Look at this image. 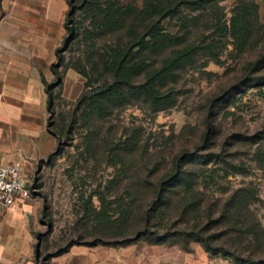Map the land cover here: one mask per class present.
<instances>
[{
    "label": "rangeland",
    "instance_id": "1",
    "mask_svg": "<svg viewBox=\"0 0 264 264\" xmlns=\"http://www.w3.org/2000/svg\"><path fill=\"white\" fill-rule=\"evenodd\" d=\"M130 1L139 7L143 4V0L126 2ZM244 4L250 19L255 22L256 16L258 20L244 51L232 50L230 44L220 62L199 53L175 68V77L167 85L171 92L166 91L174 99L170 106L155 110L141 98L128 96L103 99L107 111L98 113L92 102L96 82L86 88L92 100L80 103L65 100L55 89L48 122L59 143L27 173L34 188L32 196L42 206L40 259L46 261L73 243H130L149 252L153 264H243L223 253L207 251L191 236L158 240L156 236L165 230L152 227L147 233H136L144 224L158 181L181 162L190 176L177 188L191 186L186 195L192 189L206 194L205 198L196 196L194 207L212 204L226 189H252L255 198L242 221L247 216L257 218L264 241V85L244 79L247 64L262 54L264 0H214L206 4L203 14L227 20ZM83 15V10H77L74 23ZM175 22L165 20L164 24L174 31ZM86 27L89 20L82 21L81 31ZM63 44L57 51L58 69L73 68L81 75L86 71L95 78L97 72L86 62L82 36L72 39L66 48ZM207 118L214 132L209 147L203 148ZM191 223H176L172 228L194 232ZM232 230L225 235L232 237L227 247L246 257L250 245L245 239L252 235L243 223Z\"/></svg>",
    "mask_w": 264,
    "mask_h": 264
},
{
    "label": "trees",
    "instance_id": "2",
    "mask_svg": "<svg viewBox=\"0 0 264 264\" xmlns=\"http://www.w3.org/2000/svg\"><path fill=\"white\" fill-rule=\"evenodd\" d=\"M212 1L214 0H143L139 7L132 1L121 3L119 0H69L66 18L68 33L62 48H66L72 39L81 35L87 48L86 62L90 63L91 71L97 72V76L92 78L88 72L83 71L85 87L77 102L92 97L88 96L86 88L89 83L96 82V98L89 99L98 113L107 111L108 107L104 105L103 99L116 101L128 96L141 98L155 110L172 105L174 99L169 98L166 91L171 92L167 85L175 77V68L191 62L199 53H205L209 58L220 62L230 44L233 45L232 50L239 53L244 51L255 24H258L256 16L255 22L250 19L249 7L245 4L227 20L204 15L206 4ZM77 10H83L84 15L75 24L74 15ZM85 20H89V27L81 31L80 25ZM165 20L176 21L174 31L168 30ZM260 51L262 54L245 67L248 71L244 79L263 86L264 41ZM54 72L58 79L62 77L57 68H54ZM54 86L55 83L47 85L49 111L53 107ZM213 129L212 122L207 118L203 148L209 147ZM188 176L190 173L182 162L176 164L174 172L164 174L155 188L154 198L146 208L144 224L142 228L136 229V233H147L150 227L155 231L163 229L165 232L156 236L158 240L177 235L191 236L211 253H223L243 264H264V241L260 222L255 217L248 219V216L245 222L242 221L246 207L255 198L254 191L248 187L230 191L226 189L222 192L226 195L216 197L212 204L194 207L198 202L196 196L205 198L206 194L204 191L192 189L191 195H186L191 186H187L185 190L177 188ZM189 207L193 209H190V216L186 218ZM247 213H251L250 209H247ZM191 221L194 232L172 228L182 222L186 224ZM242 223L252 235L245 239L250 245L246 257L241 256L242 251L229 249L227 246H230L232 237L225 236ZM94 244L98 243L91 245ZM69 246L59 252L65 251ZM38 261L39 264H46L45 260L40 259V250Z\"/></svg>",
    "mask_w": 264,
    "mask_h": 264
},
{
    "label": "crops",
    "instance_id": "3",
    "mask_svg": "<svg viewBox=\"0 0 264 264\" xmlns=\"http://www.w3.org/2000/svg\"><path fill=\"white\" fill-rule=\"evenodd\" d=\"M68 10L69 0H0V165L18 162L26 176L59 143L48 122L47 85L55 83L53 94L58 88L67 101L85 87L83 75L56 64ZM41 207L32 195L0 207V264H39ZM149 254L135 244L74 243L46 264H150Z\"/></svg>",
    "mask_w": 264,
    "mask_h": 264
},
{
    "label": "built area",
    "instance_id": "4",
    "mask_svg": "<svg viewBox=\"0 0 264 264\" xmlns=\"http://www.w3.org/2000/svg\"><path fill=\"white\" fill-rule=\"evenodd\" d=\"M33 190L18 162L0 165V207H11L17 198L30 197Z\"/></svg>",
    "mask_w": 264,
    "mask_h": 264
},
{
    "label": "water",
    "instance_id": "5",
    "mask_svg": "<svg viewBox=\"0 0 264 264\" xmlns=\"http://www.w3.org/2000/svg\"><path fill=\"white\" fill-rule=\"evenodd\" d=\"M39 246H40V241L37 243V256L39 257Z\"/></svg>",
    "mask_w": 264,
    "mask_h": 264
}]
</instances>
